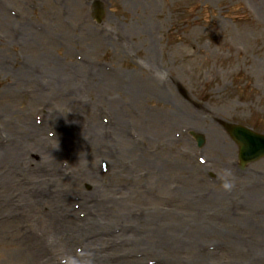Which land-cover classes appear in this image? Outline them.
Segmentation results:
<instances>
[{
	"label": "rangeland",
	"instance_id": "374dc122",
	"mask_svg": "<svg viewBox=\"0 0 264 264\" xmlns=\"http://www.w3.org/2000/svg\"><path fill=\"white\" fill-rule=\"evenodd\" d=\"M234 124L264 134V0H0V264H264Z\"/></svg>",
	"mask_w": 264,
	"mask_h": 264
},
{
	"label": "water",
	"instance_id": "95a60500",
	"mask_svg": "<svg viewBox=\"0 0 264 264\" xmlns=\"http://www.w3.org/2000/svg\"><path fill=\"white\" fill-rule=\"evenodd\" d=\"M232 140L238 145V158L241 165L253 162L264 156V136L237 125H229L226 128ZM198 147L203 146L202 136L194 135Z\"/></svg>",
	"mask_w": 264,
	"mask_h": 264
},
{
	"label": "clouds",
	"instance_id": "9594fccd",
	"mask_svg": "<svg viewBox=\"0 0 264 264\" xmlns=\"http://www.w3.org/2000/svg\"><path fill=\"white\" fill-rule=\"evenodd\" d=\"M222 183L220 185L221 189L225 192H230L235 187V177L231 169L225 168L221 171ZM90 264V262H89Z\"/></svg>",
	"mask_w": 264,
	"mask_h": 264
}]
</instances>
